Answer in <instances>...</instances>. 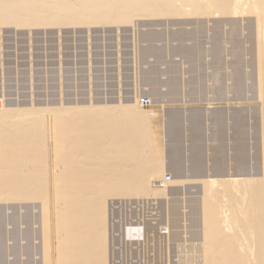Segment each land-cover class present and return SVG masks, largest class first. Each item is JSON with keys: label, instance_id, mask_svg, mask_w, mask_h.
Here are the masks:
<instances>
[{"label": "bare ground", "instance_id": "6f19581e", "mask_svg": "<svg viewBox=\"0 0 264 264\" xmlns=\"http://www.w3.org/2000/svg\"><path fill=\"white\" fill-rule=\"evenodd\" d=\"M184 9L196 17L217 12L210 15L216 19L245 13L252 18L254 32L252 48L241 47L231 53L227 77L230 87L236 91L243 86L244 78L249 79L251 72L254 75L258 116L252 160L256 165L247 170V152L241 151L246 145L242 140L232 174L229 172L222 178L207 175L198 180L202 185L198 209L201 223L198 264H264V0H0V25L36 28L60 23L109 25L130 23L136 16L155 18L182 14ZM200 21L196 22L200 29H195L199 35L206 32L202 31L204 23ZM149 25L154 24H144L145 27ZM212 26L215 29L218 23L215 21ZM141 30H144L140 34L141 41L146 42L145 48H141L144 55H163L166 59L167 54L174 58L175 53H180L181 60L184 56L194 61L189 64L195 70L199 92L204 82L203 68L216 66L221 58L230 54V50L220 44L223 38L221 42L212 38L205 42L199 39L189 46L188 32L177 27L166 29L163 36L162 30L152 26ZM176 42L179 46H174ZM165 43L171 48L166 50ZM249 54L250 59H247ZM170 64L167 63L168 69ZM249 67L252 70H247ZM219 73L216 69L212 71L213 89L221 80ZM150 115L154 113L142 109L139 103L119 108H13L0 102V202L40 205L38 231L26 226L22 233L19 232L28 243L20 245L25 258L19 264L109 263L108 199L162 195L168 182L161 177L166 153L158 134L152 130ZM198 129H195L199 134H194L196 141L188 155L193 169H200L204 164L201 158L203 135ZM170 133L173 135L172 131ZM179 150L173 148V159L168 164L175 174L180 171ZM218 150L222 152L220 146ZM219 159L214 160L218 166L217 162L223 164L224 161L222 157ZM156 182L163 184L158 186ZM31 218V215L23 217L22 224L28 225ZM35 234L36 244L31 242Z\"/></svg>", "mask_w": 264, "mask_h": 264}, {"label": "rangeland", "instance_id": "374dc122", "mask_svg": "<svg viewBox=\"0 0 264 264\" xmlns=\"http://www.w3.org/2000/svg\"><path fill=\"white\" fill-rule=\"evenodd\" d=\"M187 9L182 14L155 18L136 16L130 23L109 25L66 22L38 28L0 25V102L5 107L119 108L138 104L144 96L150 98L149 106L141 108L154 113L150 115L152 130L158 134L166 153L161 177L171 174V178L165 183L164 195L108 199V264H198L197 246L201 231L198 209L202 196V185L198 180L207 175L222 178L229 172L232 174L242 140L246 145L241 151L247 152V170H252L255 164L252 153L257 136L258 108L254 99V75L251 72L249 79L244 78L243 86L236 91L230 87L231 81L227 77L231 69L228 66L233 57L231 53L241 47L253 46L252 18L245 13L232 18L211 17L217 12L196 17ZM199 21L206 24L205 27L203 24L202 31L207 33H197ZM215 21L218 26L213 29ZM146 23H153L149 26L162 30V36L166 29L185 30L190 37L189 46L199 39L205 42L212 38L221 42L223 38L220 44L230 50L231 57L227 53L221 58L226 62L221 60V65L219 61L216 64L218 67L203 68L204 82L199 92L196 73L191 66L194 61L184 56L182 61L180 53H175V57L173 54L174 58L166 53V59L163 55H144L141 48H145L143 44L146 42L141 41L140 34L144 31L141 29L149 27L144 26ZM211 26L216 33L211 31ZM177 43L174 46H179ZM168 45H163L166 50L170 47ZM246 57L250 59V54ZM187 66L191 67L188 69ZM213 69L221 73L222 80L215 83V89L211 85ZM214 121L216 124L213 125ZM195 129L203 135V152L205 150L201 157L204 164L200 169H193L192 162L188 161L191 145L196 141L194 134H199ZM219 146L222 152L218 150ZM173 148L181 152L178 175L168 165L173 159ZM219 156L224 161L223 164L217 162L218 166L215 162ZM214 165L218 166L217 169ZM141 200L147 202L140 206L130 204ZM21 205L0 202V264H19L25 258L20 250L26 242L20 234L26 226L29 230L39 229L40 205ZM30 215L32 225L22 224L23 217L29 218ZM162 227L168 229V236L161 234ZM35 237L36 234L31 237V242Z\"/></svg>", "mask_w": 264, "mask_h": 264}, {"label": "built area", "instance_id": "2783aa9c", "mask_svg": "<svg viewBox=\"0 0 264 264\" xmlns=\"http://www.w3.org/2000/svg\"><path fill=\"white\" fill-rule=\"evenodd\" d=\"M139 104L141 105V107H147L150 104V98L148 96H144L142 98L139 99ZM171 178V174H166L165 176V181L170 180ZM156 184L158 186H162L163 182H156ZM145 202H147V200H141V201H134L133 203H130L131 205H136V206H140L143 205ZM115 209V208H114ZM168 229L166 227H162L161 230V234L164 236H168Z\"/></svg>", "mask_w": 264, "mask_h": 264}]
</instances>
